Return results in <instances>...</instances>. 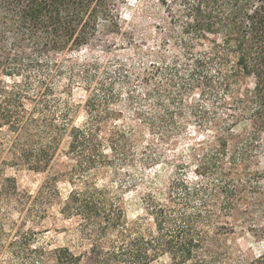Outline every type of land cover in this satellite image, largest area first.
<instances>
[{
	"label": "trees",
	"instance_id": "16d2710c",
	"mask_svg": "<svg viewBox=\"0 0 264 264\" xmlns=\"http://www.w3.org/2000/svg\"><path fill=\"white\" fill-rule=\"evenodd\" d=\"M125 1L0 0V173L49 172L67 142L60 214L81 252L57 249V264H230L232 220L264 186V0H134L135 15ZM104 36L135 55L79 56ZM74 86L87 95L80 125L63 98ZM166 159L174 176L130 221L124 196ZM59 198L54 179L31 194L4 177L0 190L24 224ZM38 234L12 241L8 264H50Z\"/></svg>",
	"mask_w": 264,
	"mask_h": 264
},
{
	"label": "rangeland",
	"instance_id": "374dc122",
	"mask_svg": "<svg viewBox=\"0 0 264 264\" xmlns=\"http://www.w3.org/2000/svg\"><path fill=\"white\" fill-rule=\"evenodd\" d=\"M124 5L121 4V12L124 15L129 13L136 14L133 11L134 0H127ZM156 23L151 21L152 26ZM153 33V31H151ZM123 48V47H120ZM123 49H114L112 42L104 36L100 40L94 42L91 46L85 48L80 57H97L106 59L111 55L134 56L135 51L129 47ZM62 87L66 88V81L62 83ZM252 87V86H250ZM70 91L63 94L65 100H69L75 108L73 114L75 123L80 125L85 119V102L87 95L82 87L74 86ZM129 122V121H128ZM184 135L176 142L179 151H183L189 145V139L196 137ZM198 136V135H197ZM169 154L168 157H172ZM174 159H166L149 169L145 170V175L138 182L137 186L131 189L123 198L122 206L130 221H134L143 215V198L151 192L161 193L165 191L169 181L175 173ZM264 160H262L263 163ZM73 161L68 155V146L65 142L62 146V152L55 159L51 169L46 173H35L27 169L6 168L4 173H0V190L3 185L4 177L15 178L20 192H30L35 194L41 186L50 179L57 181L60 192V198L50 205L49 215L45 220L39 223L24 224L22 219L21 207L15 201H5L0 204V245H5V250H0L2 263L8 264L11 258V249L8 245L19 238L23 233L32 230L37 231L39 242L51 251L50 264H57L54 258V252L62 247H71L75 253L81 252L80 235L76 231L75 221L66 220L60 214L63 203L69 197L72 186L68 182V173L71 170ZM104 182V181H103ZM108 182V181H106ZM251 194L249 201L255 207L252 213L247 215H235L232 220L236 225V233L229 236L226 241V247H229L230 255L227 260L229 263H245V264H261L264 256V186L255 196ZM165 260H161L162 264Z\"/></svg>",
	"mask_w": 264,
	"mask_h": 264
}]
</instances>
